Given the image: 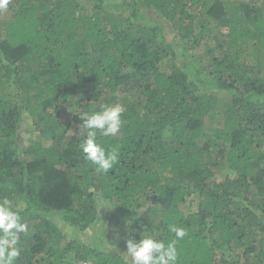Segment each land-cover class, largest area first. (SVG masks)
<instances>
[{
	"label": "trees",
	"instance_id": "trees-1",
	"mask_svg": "<svg viewBox=\"0 0 264 264\" xmlns=\"http://www.w3.org/2000/svg\"><path fill=\"white\" fill-rule=\"evenodd\" d=\"M209 39L204 64L194 50ZM116 104L121 131L97 133L119 149L105 174L84 159L78 125ZM25 125L40 140L24 144ZM2 198L30 228L16 264H125L126 249L104 243L101 201L125 242L186 229L177 264H264V0H10Z\"/></svg>",
	"mask_w": 264,
	"mask_h": 264
},
{
	"label": "clouds",
	"instance_id": "clouds-1",
	"mask_svg": "<svg viewBox=\"0 0 264 264\" xmlns=\"http://www.w3.org/2000/svg\"><path fill=\"white\" fill-rule=\"evenodd\" d=\"M10 0H0V12L7 11ZM124 107L121 104L101 106L99 111L82 112L79 136L85 138L78 147L84 159L96 166V170L109 173L119 162V149H105L97 142V133L101 136H116L123 124L122 114ZM22 204H14L8 198L0 199V264H16L21 254L20 236L30 232L29 224L23 221L18 208ZM113 209L110 202L101 201L98 209ZM131 224V221L128 222ZM174 238L165 243L151 235L145 234L139 240L129 238L125 242V264H177V243L187 236L186 229L170 225ZM109 247L115 248L116 245ZM85 264V263H82Z\"/></svg>",
	"mask_w": 264,
	"mask_h": 264
},
{
	"label": "rangeland",
	"instance_id": "rangeland-1",
	"mask_svg": "<svg viewBox=\"0 0 264 264\" xmlns=\"http://www.w3.org/2000/svg\"><path fill=\"white\" fill-rule=\"evenodd\" d=\"M1 17L3 19L7 18V11L1 12ZM213 43L214 42L211 39H209L203 43L201 48H199L201 50H198V49L194 50L196 59L199 61H200V59H202L200 62L206 64L208 61V56L205 54V52H206L205 48L207 47L206 45H209L210 47H212ZM214 52L216 55L218 54V51L214 50ZM198 55H200V58H198ZM70 108L71 107H66V106H63L60 108V111H61L60 116H61V119L63 121H67V120L72 118L73 112L70 110ZM26 122L28 123V120ZM73 129H74V126H72L68 132L74 133L75 130H73ZM30 131H31V128L28 125H25L22 127L21 134H20L21 141L26 145L30 144L31 142H34V140H40V137L37 133L30 134ZM222 174H223V172L219 171L218 177H216V178L218 180H220ZM97 210H98L97 222L99 223V226H98L99 229L102 227L108 228V229H106L107 235L104 239L105 245L108 246L107 243H109L110 245L114 244V245H116L115 248H119L120 250H124L125 249V237L122 234V231L119 230V228L113 222L110 221V217H112L111 213H107L103 209H97ZM89 233H90V231H88V234ZM82 239H84V237H82Z\"/></svg>",
	"mask_w": 264,
	"mask_h": 264
}]
</instances>
